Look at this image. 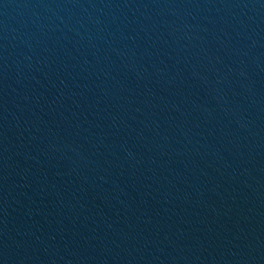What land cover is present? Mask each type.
Listing matches in <instances>:
<instances>
[{"label": "water", "instance_id": "obj_1", "mask_svg": "<svg viewBox=\"0 0 264 264\" xmlns=\"http://www.w3.org/2000/svg\"><path fill=\"white\" fill-rule=\"evenodd\" d=\"M0 264H264V104L1 102Z\"/></svg>", "mask_w": 264, "mask_h": 264}]
</instances>
